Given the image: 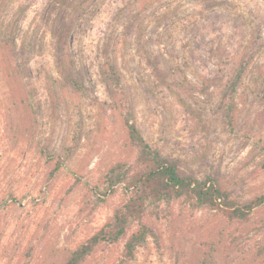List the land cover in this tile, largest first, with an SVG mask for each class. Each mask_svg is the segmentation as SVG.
Returning a JSON list of instances; mask_svg holds the SVG:
<instances>
[{
  "label": "rangeland",
  "instance_id": "obj_1",
  "mask_svg": "<svg viewBox=\"0 0 264 264\" xmlns=\"http://www.w3.org/2000/svg\"><path fill=\"white\" fill-rule=\"evenodd\" d=\"M62 1L1 0V24L15 18L24 48L10 66L26 102L13 104L0 69V264H62L125 203L123 184L104 202L87 184L128 156L126 117L185 174L214 178L240 202L264 194V0ZM108 66L119 82L105 79ZM72 75L79 95L65 88ZM223 97L236 107L232 130ZM47 145L74 147L51 184ZM146 221L153 235L132 261L121 240L82 264H264V205L242 225L180 200L151 205Z\"/></svg>",
  "mask_w": 264,
  "mask_h": 264
},
{
  "label": "trees",
  "instance_id": "obj_2",
  "mask_svg": "<svg viewBox=\"0 0 264 264\" xmlns=\"http://www.w3.org/2000/svg\"><path fill=\"white\" fill-rule=\"evenodd\" d=\"M66 2L63 0L61 5L66 4ZM4 9V3L0 0V16ZM15 22L16 20L13 18L9 24L4 25L1 24L0 20V69L5 71L7 84L11 88L13 104L21 111L25 108L26 101L24 102L22 95H19V91L23 90L24 92L25 89L18 68L10 66V61L15 57L16 51H24L22 43L20 49L17 50ZM59 44L62 46L61 52L65 55V40L62 39ZM67 68L70 71V67L67 66L66 62H63L61 73H67ZM243 69L244 66L237 73L239 76ZM238 75L231 83L228 92L231 93L237 86ZM104 76L111 84L114 81L119 82L115 70L109 66ZM65 88L75 95H79L82 91V85L73 75L67 79ZM225 100L226 97H223L219 101L217 109L223 112L228 127L232 130L235 125L236 107L231 97L229 103ZM54 101L52 102L54 103ZM57 104H54V108ZM22 127V125L18 126V134L21 138L25 136L27 129L26 126ZM124 129L129 149L128 156L123 161L116 162L101 172L97 183L91 186L87 184V187L97 201L104 202L115 192L117 186L123 184L124 190L128 193V199L121 207L115 209L112 216L90 237L75 249H68L62 264H82L101 245L116 244L121 240H125L123 245L125 260L132 261L136 250L143 247L148 237L153 235L155 227L146 221V213L151 205L157 206L162 202L170 203L180 200L194 209L206 208L214 211L215 216L226 221L227 224L236 225L246 224L250 216L264 205V194L249 201L240 202L236 198H232L229 191L221 187L214 178L199 179L185 174L178 167L176 160L162 157L157 150L153 149L141 136L140 131L130 123L128 117L124 120ZM72 140L75 144L76 135L73 136ZM63 150L62 153H57L48 145L39 147L40 156L44 159L45 164L50 167L45 179L47 184H51L58 177L74 153L73 145H65ZM80 182L81 177L76 176L75 186L79 185ZM14 203L15 199L12 201V205ZM133 223L136 224V229L127 237ZM261 229L264 230V225ZM3 231L0 224V242L4 235Z\"/></svg>",
  "mask_w": 264,
  "mask_h": 264
}]
</instances>
